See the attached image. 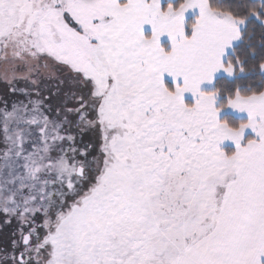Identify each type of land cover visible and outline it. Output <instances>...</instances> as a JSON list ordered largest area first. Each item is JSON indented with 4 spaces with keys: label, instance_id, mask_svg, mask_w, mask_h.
Wrapping results in <instances>:
<instances>
[{
    "label": "snow or ice",
    "instance_id": "1",
    "mask_svg": "<svg viewBox=\"0 0 264 264\" xmlns=\"http://www.w3.org/2000/svg\"><path fill=\"white\" fill-rule=\"evenodd\" d=\"M0 218V264H264V0H0Z\"/></svg>",
    "mask_w": 264,
    "mask_h": 264
},
{
    "label": "rangeland",
    "instance_id": "2",
    "mask_svg": "<svg viewBox=\"0 0 264 264\" xmlns=\"http://www.w3.org/2000/svg\"><path fill=\"white\" fill-rule=\"evenodd\" d=\"M51 103L55 105L57 103L56 99L54 98ZM2 220V218H0ZM15 228V221H13V224L11 226L3 225L2 222H0V241H5L9 235V233Z\"/></svg>",
    "mask_w": 264,
    "mask_h": 264
}]
</instances>
